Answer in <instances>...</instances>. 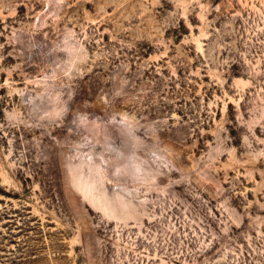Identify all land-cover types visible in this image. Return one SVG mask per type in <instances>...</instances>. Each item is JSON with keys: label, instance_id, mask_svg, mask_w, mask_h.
Returning <instances> with one entry per match:
<instances>
[{"label": "rangeland", "instance_id": "obj_1", "mask_svg": "<svg viewBox=\"0 0 264 264\" xmlns=\"http://www.w3.org/2000/svg\"><path fill=\"white\" fill-rule=\"evenodd\" d=\"M0 264H264V0H0Z\"/></svg>", "mask_w": 264, "mask_h": 264}]
</instances>
